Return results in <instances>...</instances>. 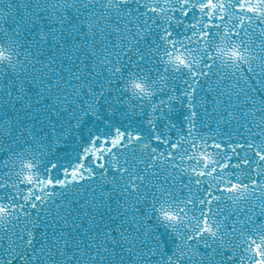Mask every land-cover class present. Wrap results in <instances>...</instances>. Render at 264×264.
I'll return each instance as SVG.
<instances>
[{
    "label": "snow or ice",
    "instance_id": "6c2138e0",
    "mask_svg": "<svg viewBox=\"0 0 264 264\" xmlns=\"http://www.w3.org/2000/svg\"><path fill=\"white\" fill-rule=\"evenodd\" d=\"M0 264H264V0H0Z\"/></svg>",
    "mask_w": 264,
    "mask_h": 264
},
{
    "label": "water",
    "instance_id": "95a60500",
    "mask_svg": "<svg viewBox=\"0 0 264 264\" xmlns=\"http://www.w3.org/2000/svg\"><path fill=\"white\" fill-rule=\"evenodd\" d=\"M209 112H211V109H210V108H209ZM175 118H176L177 120H179V119H180V116L177 115ZM136 119H137V120H141V119H143V117L138 116ZM209 122L214 126L215 121L211 120V118H210ZM56 150L59 152V154H60L61 156H63V155L65 154L66 151H67V152H71V151H72V147H71V144H70V143L66 145V144H64V143L62 142L60 145L57 146ZM161 231H163V229H161ZM169 251H171V245H170V244H169Z\"/></svg>",
    "mask_w": 264,
    "mask_h": 264
}]
</instances>
